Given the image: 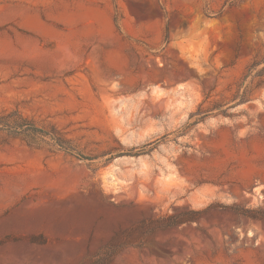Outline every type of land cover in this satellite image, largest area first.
Masks as SVG:
<instances>
[{"label":"rangeland","instance_id":"374dc122","mask_svg":"<svg viewBox=\"0 0 264 264\" xmlns=\"http://www.w3.org/2000/svg\"><path fill=\"white\" fill-rule=\"evenodd\" d=\"M0 264H264V0H0Z\"/></svg>","mask_w":264,"mask_h":264},{"label":"trees","instance_id":"16d2710c","mask_svg":"<svg viewBox=\"0 0 264 264\" xmlns=\"http://www.w3.org/2000/svg\"><path fill=\"white\" fill-rule=\"evenodd\" d=\"M0 130L7 131L14 138L27 141L30 146H32V143L29 141L31 137L50 136L52 140L55 141V146H57L62 151L70 152V150L68 149V140L62 138L61 136H57L56 134H53V136H51V134L46 130L37 127L33 121L23 117L17 111L0 117Z\"/></svg>","mask_w":264,"mask_h":264}]
</instances>
